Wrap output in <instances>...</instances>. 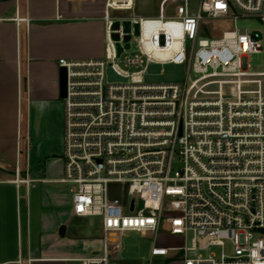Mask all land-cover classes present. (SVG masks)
<instances>
[{"label":"built area","instance_id":"built-area-1","mask_svg":"<svg viewBox=\"0 0 264 264\" xmlns=\"http://www.w3.org/2000/svg\"><path fill=\"white\" fill-rule=\"evenodd\" d=\"M135 7L106 0L102 60L59 61L68 70L59 182L70 188L74 215L100 218L109 243L156 235L151 259L264 264V72L248 62L263 51V36L235 29L201 38L210 18L264 23V0H202L196 13L185 0L176 15L159 17L135 16ZM151 64L185 66L186 80L146 84ZM108 67L128 82L110 84ZM114 187L125 190V204L112 199ZM162 227L180 244L160 245Z\"/></svg>","mask_w":264,"mask_h":264},{"label":"crops","instance_id":"crops-1","mask_svg":"<svg viewBox=\"0 0 264 264\" xmlns=\"http://www.w3.org/2000/svg\"><path fill=\"white\" fill-rule=\"evenodd\" d=\"M105 4L0 1V264H83L103 256L115 264L118 244L80 228L76 221L84 219L73 213L70 188L59 182L65 176L59 61L104 58Z\"/></svg>","mask_w":264,"mask_h":264},{"label":"rangeland","instance_id":"rangeland-1","mask_svg":"<svg viewBox=\"0 0 264 264\" xmlns=\"http://www.w3.org/2000/svg\"><path fill=\"white\" fill-rule=\"evenodd\" d=\"M202 0H188L190 10L193 13L198 11V7ZM185 0H136V7L133 11L135 16L144 17H158V16H174L178 12V9L184 5ZM233 9V8H232ZM235 12V11H234ZM237 14V13H235ZM116 17L130 16L126 13H115ZM235 29L248 30L249 32H259L263 36V51L260 54L250 55L248 62L251 65V71L264 72V23L257 18H242L239 17L236 21L231 18H210L206 19L202 26V39L217 40L221 39L225 32H231ZM135 49L133 44V50ZM107 81L110 84H126L127 79L118 76L111 67H108L106 71ZM186 80V67L174 64L168 65H156L151 64L148 67L147 73L144 76L146 84H183ZM263 90H264V78ZM231 88V92H232ZM62 104L64 101L61 100ZM63 105V117L65 122V111ZM24 145L26 140L23 139ZM25 151L23 157H25ZM22 174V172H20ZM16 176V171L14 177ZM112 199L119 204H125L127 202V195L123 188H113ZM76 223L81 229H85L90 236L101 238L102 242L104 234L102 232V222L98 217H90L84 220H77ZM156 235L154 234H125L113 236L114 244L116 246V252L113 253L111 259L115 264H171L175 259L177 253H171L168 257H155L151 259V249L154 245ZM160 245H177L180 244V237H172L166 231L165 227H162L157 237Z\"/></svg>","mask_w":264,"mask_h":264},{"label":"water","instance_id":"water-1","mask_svg":"<svg viewBox=\"0 0 264 264\" xmlns=\"http://www.w3.org/2000/svg\"><path fill=\"white\" fill-rule=\"evenodd\" d=\"M129 41V38L128 40ZM130 48V45L127 44L126 45V49H129ZM118 50H119V54L122 53L123 51V48H121L120 45H118ZM59 85H60V99L61 100H65L67 98V90H68V70L67 68L65 67H62L60 68V71H59ZM65 231H66V227L63 226L61 228V231H60V234L63 236L65 235Z\"/></svg>","mask_w":264,"mask_h":264},{"label":"bare ground","instance_id":"bare-ground-1","mask_svg":"<svg viewBox=\"0 0 264 264\" xmlns=\"http://www.w3.org/2000/svg\"><path fill=\"white\" fill-rule=\"evenodd\" d=\"M161 57H163V58H168V57H171L172 56V54L171 53H168L167 55H160ZM15 181H17V180H15ZM19 182V181H18Z\"/></svg>","mask_w":264,"mask_h":264},{"label":"trees","instance_id":"trees-1","mask_svg":"<svg viewBox=\"0 0 264 264\" xmlns=\"http://www.w3.org/2000/svg\"><path fill=\"white\" fill-rule=\"evenodd\" d=\"M0 1H4V0H0ZM25 81H26V79H25Z\"/></svg>","mask_w":264,"mask_h":264}]
</instances>
